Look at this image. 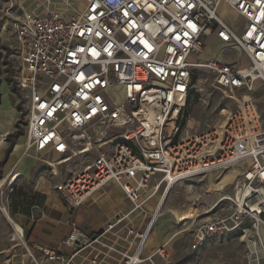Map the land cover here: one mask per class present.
<instances>
[{"label": "built area", "instance_id": "built-area-1", "mask_svg": "<svg viewBox=\"0 0 264 264\" xmlns=\"http://www.w3.org/2000/svg\"><path fill=\"white\" fill-rule=\"evenodd\" d=\"M51 1L0 29L17 61L24 153L48 167L44 178L57 180L73 209L111 184L131 209L90 233L69 214L71 232L57 249L16 228L23 252L12 264L166 262L164 245L144 250L170 191L231 169L239 171L231 191L190 219L191 249L239 233L248 264H264V94L256 91L264 89V0ZM213 41L219 54L200 58ZM193 88L227 100L205 130L189 127ZM6 138L0 133V143ZM77 160L85 162L73 169Z\"/></svg>", "mask_w": 264, "mask_h": 264}, {"label": "rangeland", "instance_id": "rangeland-1", "mask_svg": "<svg viewBox=\"0 0 264 264\" xmlns=\"http://www.w3.org/2000/svg\"><path fill=\"white\" fill-rule=\"evenodd\" d=\"M36 2L37 0H0V24L8 23V19L11 17V14L15 12L13 14L15 15L20 12L18 9L23 12L30 9ZM43 2L44 3L42 5L45 9H47L49 5L53 4L52 1L51 3H48L47 1ZM219 50L220 49L218 47L210 44L200 55V58H206L207 56H212L213 54L217 55L219 54ZM11 53L12 51L9 48L6 49L5 43L0 40V78L4 75V78L6 80L11 79L10 81H12L13 73L11 65H17V61L11 56ZM10 60L13 61L12 64H10ZM10 89L14 93L16 92L15 85L13 83ZM256 91L259 94H264V89L261 87L259 88L257 86ZM13 101L19 111L22 105V100L18 93L17 98H13ZM223 102H227V100L216 91L209 89L207 92H200L198 88H193L191 92V117L189 119V125L195 121V123H198V130H205L209 126L213 125L217 119L219 106ZM191 120L193 121L191 122ZM13 131V135L23 133L24 119H21V117L19 118ZM15 140L16 136L10 140L9 146L14 144L13 142ZM23 155L21 152L19 156L23 158L22 166H25V163L28 161H30L28 162L30 164L27 171L26 168L24 169L25 172H23L22 176H18L11 182L12 174L10 172L12 168L5 175H3V172L0 171V264H12V261L18 258L17 254L23 252L21 247H15L17 243L13 240V236L16 234L17 228L15 226V222L19 225V222L28 223L30 225L31 223H36L42 217H45L46 219L48 215L62 219L64 218L62 215L67 217V212L73 216H77L79 213H85L86 218L82 223V229L87 232L91 228L90 224H93L94 229H98L99 226L97 227L95 224L99 223L101 226L108 221L101 209H98L95 213L92 212L93 209H97L95 205H89L87 203L79 209H73V207H71V205L62 196L61 192L54 189V185L57 183L56 179L52 180V185L49 188V191H53L57 195L55 197V200H57L56 202L52 199L53 195L49 194L48 188L44 190L41 189V191H46V193H41L35 190V185L40 177L43 176L46 178L49 176L48 167L42 162L35 160L36 158L31 153H26L24 157ZM2 159H4V157H2ZM84 162L85 160H77L74 163L73 169L81 167ZM228 171L208 179L207 182L210 190L212 191L203 195L199 201L195 202L194 199L207 190V182L202 184L185 183L176 186L170 191L164 205L165 208H169V210H166L169 212L163 217H165V221L167 218H172V220L171 222H167L164 226L161 225L160 222V227H162L163 230L170 229V231L166 234H162L159 233L160 230L158 229L156 237L157 240L163 242L164 239H170V246L166 245L169 252L168 259L166 262L162 261L161 264L249 263V259L246 258L248 255V247L247 244L240 239L239 233L216 236L206 242L200 249L192 251L189 239V230H187L190 219L180 220L177 217L170 215V211L172 210L174 212L176 211L175 214L180 216L187 210H189L190 213H193L195 211L199 212L200 209L208 208V206L216 201L223 193V191L215 192V185H213L211 181L218 184L217 181L219 178H221ZM111 185L106 187V190H108ZM191 185L193 186L192 190H190L191 187H189ZM230 191L231 185L228 184L224 187V192L227 193ZM192 197L194 199H192ZM170 204H174V206H170ZM59 209L65 210H63L64 212H60ZM84 210H87L88 213L84 212ZM214 211H216V209ZM168 214L170 217H167ZM32 217H35L36 222H33ZM77 221H79V218ZM158 223L159 220H157L153 232L156 230ZM20 227H22V225H20ZM7 250L12 251V253Z\"/></svg>", "mask_w": 264, "mask_h": 264}, {"label": "crops", "instance_id": "crops-1", "mask_svg": "<svg viewBox=\"0 0 264 264\" xmlns=\"http://www.w3.org/2000/svg\"><path fill=\"white\" fill-rule=\"evenodd\" d=\"M44 2L37 0V2L35 3V5H32V7L29 10H33L35 12L38 13H44L45 11H47L50 8H54L55 4L54 2H52L53 4L49 5V7L47 9L44 8V6L42 5ZM20 12L22 13V11L20 9H18ZM223 11L226 13V15L228 16L230 21H234L235 17L233 16V14H231L229 12V10L227 9H223ZM18 12V11H17ZM15 13V12H14ZM13 13V14H14ZM16 13V14H19ZM11 14V16L13 15ZM15 14V15H16ZM10 18L8 19V23H3L0 24V29L2 28V26H6L8 27L10 25ZM1 40V39H0ZM11 41L15 42V38H12ZM212 45L217 46V42L213 41ZM6 49H8L7 44H5ZM8 79V78H7ZM6 80L4 78V75L0 78V133L3 134V126H9L11 129L9 130L8 134H7V138L4 141V143H0V171L3 172V175H5L11 168V174L12 176L15 173H19L20 176H22L24 169L26 168V171L29 168V164L28 162L25 163V166H22V159L20 156L21 152L22 155H26L24 153V141H25V123H24V131L22 134H17V135H13L14 134V129L16 124L18 123V120L20 118V114L18 109L16 108L13 98H17V89L16 92L14 93L13 91H11V85H12V81ZM16 136V140L13 142L14 144H11L9 146V142L10 140L13 139V137ZM20 146V148L18 149V147ZM23 155V157H24ZM57 154L54 155L53 159L57 158ZM2 157H4V159H2ZM21 158V159H20ZM36 160V159H35ZM19 164L17 165L16 164ZM46 166V165H45ZM49 170V169H48ZM237 170V169H236ZM21 173V174H20ZM40 180V179H39ZM39 180L37 181V184L35 185V190H37L38 192L44 193L43 191H41L40 188V183L38 184ZM234 180V179H233ZM232 180V181H233ZM231 181V182H232ZM231 182L226 183L223 187H225L226 185H230ZM52 183L50 184L51 187ZM224 190V189H223ZM106 192H108V194H104V195H99L97 197V201L95 200L92 203H88L89 205H95L97 207V209H93L92 212H96L98 209H101L106 218L108 220H110L113 215L117 212V211H125L128 212L131 209V205L130 203L126 200L123 191L121 190V188L118 185L112 184L108 190H106ZM118 192V193H116ZM224 192V191H223ZM226 193V192H224ZM228 193V192H227ZM157 198L159 199V196H157ZM99 200V201H98ZM218 200V199H217ZM216 200V201H217ZM214 201L212 203V205H214V203L216 202ZM155 200H153L150 203L149 208L153 209V207L155 206ZM170 206H174V204H170ZM62 207V206H60ZM167 210H169L168 207H166ZM63 210L65 209H59L60 212H64ZM84 212L88 213L87 210H84ZM176 212V211H175ZM175 212L172 210L170 211V214L173 215V217H177L178 219H182L183 215H176ZM66 216H63L64 218H58V217H54V216H50L48 215V217L45 219V217L40 218L36 223H31L30 225L28 223H23V222H19L20 225H22V228H24V231L26 233V238L29 241H33V242H37L41 245L53 248V249H57L59 248L60 242L62 239H64L65 237H67L70 232V226L68 224V217H69V212L66 213ZM166 215V214H165ZM167 217H170L169 214L167 215ZM77 220L79 218V223L82 227V223L85 221V213H79L76 216ZM172 218H167L165 221V217L160 218L159 220V224L156 228V230L150 235L151 238H149L147 245L145 247L144 253L145 255H149L152 254L153 252H155L159 247L161 246H165L163 241H159L156 239L157 237V233H158V229L160 230L159 233L162 234H166L170 231V229H165L163 230L162 227H160V222L161 225H165L167 222H171ZM34 222V221H33ZM157 223V222H156ZM91 228L89 231L87 232H94V231H98L99 229H101L104 225L102 224L101 226L98 224H95L98 229H94L93 228V224H90ZM172 229V228H171ZM70 249L68 248H62V253H67L69 252ZM156 260L161 264L162 260L160 257H156Z\"/></svg>", "mask_w": 264, "mask_h": 264}, {"label": "bare ground", "instance_id": "bare-ground-1", "mask_svg": "<svg viewBox=\"0 0 264 264\" xmlns=\"http://www.w3.org/2000/svg\"><path fill=\"white\" fill-rule=\"evenodd\" d=\"M42 1H47L48 3H51V0H42ZM193 120H191V122H192ZM198 123H195V121L194 122H192V124L191 125H189V127L191 126L192 127V129L193 128H196V125H197ZM3 135H5V134H8V132H9V130L11 129L9 126H3ZM189 131V130H188ZM191 132L189 131V134H190ZM4 143V142H3ZM2 143V144H3ZM20 148V146L18 147V149ZM238 170H236V169H231V170H229L228 172H226L221 178H220V180L219 181H217L218 182V184L217 183H215L214 181H211L212 182V184L213 185H215V192H219V191H221V190H223L224 189V185L226 184V183H228V182H231L235 177H236V175L238 174ZM21 174V173H20ZM210 178H213V176H210L209 177V179ZM16 179V178H15ZM212 180V179H211ZM59 183H61V180L59 181ZM40 184H41V189H46V188H48V191H49V188H50V182L49 181H47L44 177H42L41 178V180H40ZM217 185H218V187H217ZM220 186V187H219ZM189 187H191V189L190 190H192V186H189ZM212 190H206L205 192H203V193H201L200 194V196H197L196 197V199H194L193 197H192V199H194L195 200V202L196 201H199L200 200V198H202V196L203 195H205L206 193H209V192H211ZM214 192V191H213ZM44 193H46V191H44ZM49 194H52L53 196H52V199L54 200V202H56L57 200H55V197L57 196L56 194H55V192H51V191H49ZM104 194H108V192H106L105 191V193ZM99 195H96L95 197H94V199L97 201V197H98ZM159 196V198H160V195H158ZM157 198V197H156ZM99 201V200H98ZM164 205H165V203H164ZM212 205V204H211ZM211 205H209L208 206V208H206V209H200V211L199 212H197V211H195V212H193V213H190V211L189 210H187L185 213H184V215H183V217H182V219L181 220H186V219H192V218H195V217H198V216H201V215H204L206 212H207V209H209V207L211 206ZM163 207H164V209H163ZM162 207V216H160L159 218H162L166 213H168L169 211H166L167 209L165 208V206H163ZM6 211V210H5ZM171 215V214H170ZM171 216H173V215H171ZM158 220H160V219H158ZM159 224V223H158ZM15 226L18 228V229H21V227H20V225L19 224H17L16 222H15ZM263 228H264V224L261 226V231H262V233H263V235H264V231H263ZM153 234V233H152ZM15 239L16 238H18V236H19V234L18 233H16L15 235ZM152 236V235H151ZM151 238V237H150ZM164 244L165 245H169L170 246V239L169 240H167V241H165L164 242ZM10 250V249H9ZM9 250H7V251H9ZM10 252V251H9Z\"/></svg>", "mask_w": 264, "mask_h": 264}, {"label": "trees", "instance_id": "trees-1", "mask_svg": "<svg viewBox=\"0 0 264 264\" xmlns=\"http://www.w3.org/2000/svg\"><path fill=\"white\" fill-rule=\"evenodd\" d=\"M21 119H23V118L21 117ZM263 217H264V214H263Z\"/></svg>", "mask_w": 264, "mask_h": 264}]
</instances>
